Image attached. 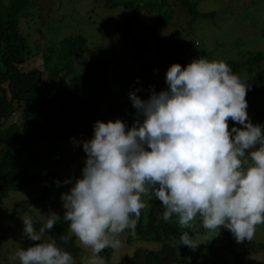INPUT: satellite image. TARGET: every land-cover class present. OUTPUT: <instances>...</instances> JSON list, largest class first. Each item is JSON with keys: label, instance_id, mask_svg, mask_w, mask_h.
<instances>
[{"label": "clouds", "instance_id": "9594fccd", "mask_svg": "<svg viewBox=\"0 0 264 264\" xmlns=\"http://www.w3.org/2000/svg\"><path fill=\"white\" fill-rule=\"evenodd\" d=\"M100 61L107 65V59ZM164 82L159 92L150 86L147 99L136 94L139 88L128 93L136 110L132 126L121 119L96 120L90 139H73L86 154L80 175L56 184H71L60 196L63 219L91 250L87 264H105L102 250L120 248L118 237L126 229L135 234L143 197L152 194L163 205L162 219L175 215L183 227L177 230L179 244L170 242L158 254V243L160 264H169L176 252L186 263L195 261L198 252L187 260L180 253L185 248H212L195 243L186 231L197 217L209 231L228 229L238 243L252 240L256 226L264 224V125L248 115V85L223 60L203 57L183 67L171 64ZM41 215L38 228L30 216L21 218L22 236L34 243L11 259L77 264L54 239L44 242L61 216L51 210Z\"/></svg>", "mask_w": 264, "mask_h": 264}, {"label": "rangeland", "instance_id": "374dc122", "mask_svg": "<svg viewBox=\"0 0 264 264\" xmlns=\"http://www.w3.org/2000/svg\"><path fill=\"white\" fill-rule=\"evenodd\" d=\"M114 1L118 4L109 5L108 0H26L21 4L18 13H8L12 21L19 23L18 26L14 23L9 24V27L12 26L23 40L25 59L27 55L38 50L45 51L46 46H52L56 49V54H59L60 50L66 51L63 39L69 40L75 35L84 37L81 47L76 46L81 50L79 52L81 57L69 60L75 62L71 65L73 71L69 76H74V73L83 74L88 65L96 64V68L90 71L91 75L85 87L90 90L94 88L95 83L97 84L94 81L98 73L96 69L99 73L101 72L99 77V88L103 92L102 95L100 94L103 96L100 97L101 103H99L98 111L90 116V121L83 125L90 131L96 120L107 122L121 119L128 126H132L136 110L132 107L128 93L139 88L138 92L143 94L139 97L147 99L150 86L157 92L166 89L164 80L167 68L173 63H179L183 67L191 62L192 60L187 59L186 53H196L203 49L208 51L209 55L206 59L209 61L223 60L229 66L232 60L241 62L248 51L259 50L264 54V30L261 29L264 22V0H188L195 2L194 7L198 11L210 13L194 21H191L192 14L187 6L184 4L180 6L179 0ZM166 3L174 8V13L169 17L167 14L165 17L162 14V12L166 13ZM7 6L0 0V14L3 16V21L6 19L3 12ZM137 6L139 7L136 9ZM179 13L182 16H178ZM180 38L184 39L183 42L179 41ZM134 45L148 47L144 57L148 59L147 63L151 64L152 69L149 73L144 74L145 60L132 56ZM105 59L108 60L107 65L98 67L96 61ZM61 60L55 57V59L51 58L50 62L60 63ZM56 79L57 77L53 78V81ZM256 117L258 115L253 114L252 119ZM21 119H23L21 110H18L12 116V120L18 122ZM232 123L229 122V126ZM252 123L258 124L256 119ZM91 137L92 134L83 133L72 137V140H64L60 146L56 147L54 153L51 152V148H48L50 151L48 154H38L35 149L45 147L42 142L38 148L35 146V148L26 149L28 152L34 150L35 160L32 155L27 156L22 162L23 170L46 178L33 182L22 192L11 191L7 197L0 200V264H19L18 259H11V257L22 248L21 240L27 239L22 236V217L33 216L35 221L44 222L41 214L52 211L55 201L54 193L58 194L57 202L62 206L61 193L67 192L71 184L61 183L57 186L56 181H64L69 177L73 180L78 178L86 155L84 152V155L79 154L80 147L74 148L73 139L79 143ZM44 191L47 194L43 199L44 204L33 203L28 207L26 203L20 204V211L17 210L14 216L9 217L12 205L19 199L38 197ZM50 191L53 193H49ZM174 219L178 227H181L178 218L175 216ZM186 230L189 231L195 243L201 242L217 248L216 250L222 252V255L228 259L229 264H235L237 261L232 252L237 254L240 264H264V224L256 226V233L252 240L239 243L226 228L221 227L218 232L205 229L199 217ZM68 233L74 235L70 228ZM128 235L127 229L119 235L120 248L102 250L100 255L104 257L105 264H130L133 262L127 259L133 258L138 249L143 251L137 259L134 258L136 261L138 258L143 260L145 250L159 248L158 240H141L137 237L129 238ZM45 238H47L46 233ZM229 239L233 240L230 246L231 253L225 251L223 247ZM165 242L166 245L162 244L158 254L163 253V247H167L173 239L166 238ZM75 243L79 247V255L83 256L84 263L87 264L88 258L92 255L91 250L83 247L76 237ZM259 243L263 245L262 251L255 250L257 249L255 246ZM194 251L186 249L187 260L191 256L194 257ZM201 251L203 252L200 255L197 254L198 259L187 263L174 251L175 256L169 259L168 263L212 264L213 253L206 248L200 249ZM156 254L157 252L154 255ZM154 255H150L152 257L148 260L149 264L154 262L160 264L162 260Z\"/></svg>", "mask_w": 264, "mask_h": 264}, {"label": "trees", "instance_id": "16d2710c", "mask_svg": "<svg viewBox=\"0 0 264 264\" xmlns=\"http://www.w3.org/2000/svg\"><path fill=\"white\" fill-rule=\"evenodd\" d=\"M15 1L17 2L10 0L7 6L9 10L4 11H9L8 13L10 14L18 13L21 4L26 2V0ZM108 1H110L109 5L118 4L114 0ZM179 1L181 2L180 6L186 5L188 11L191 12V21L210 14L198 11L194 7V1ZM165 5L167 6L166 13L162 12V14L164 17L166 14L169 17L170 14L174 13V8L167 3ZM8 13H5V21H3V16L0 14V200L7 197L11 191L22 192L33 182L46 178L45 176L35 175L23 170L22 162L26 160L27 156L32 155L35 160L34 150L28 152L26 149L35 148V146L38 148L42 142L45 147L35 149L38 154H48L50 152L48 148H51V152L54 153V150L60 146L62 141L72 140V137L83 133L92 134V131L86 129L83 125L87 124L90 121V116L98 111L99 103H101L100 97H103L100 96L103 92L99 88L101 72L99 73L98 69H96L98 73L94 80L97 84L95 83L93 89H85L91 75L90 71L96 68V64L88 65L84 69L85 74L84 72L79 75L74 73V76H69L70 72L73 71L71 65L74 63L69 60H76L81 57V53H79L81 50L77 47H81L84 37L75 35L74 37L71 36L69 40L63 39L66 51L60 50L59 54H56V49L52 48V46H46L45 51L38 50L31 55H27V59H25L24 42L14 28L12 26L9 27V24L14 23L18 26L19 23L18 21L17 23L12 21L8 17ZM178 16H182V14L179 13ZM261 29L264 30V22L261 25ZM183 40V38L179 39L181 42ZM147 51L148 47L145 45H134L132 50L134 58L136 56L145 60L144 65L146 68L144 69V74L149 73V70L152 69L150 67L151 64L147 63L148 59L144 57ZM138 52L141 54L139 55ZM208 55V51L203 49L199 50V52L196 51V53H186L187 59L190 60L199 57L207 58ZM30 56L33 57L29 58ZM55 57L64 61L51 63V58L55 59ZM96 62L98 67L104 65L101 61ZM230 67L233 73L238 75L241 81L249 87L246 101L250 119H256L258 124L264 123V54L259 50L248 51L241 62L230 61ZM55 77L57 79L53 81ZM144 85H147V83H144ZM136 94L139 96L142 92L141 94L139 92ZM18 110H21L23 119L17 122L12 120V116ZM253 114L258 115V117L252 119ZM229 122L232 121L229 120ZM79 154L84 155L82 147H80ZM49 193L53 192L50 191ZM46 196V191H44L38 197L19 199L20 201L18 200L12 205L9 217L14 216L17 210L20 211V204L26 203L28 207L33 203H43V199ZM49 196L48 198H50ZM57 196L58 194L54 193L55 201L53 202L52 211H55L61 218L53 229L46 232L47 238L44 239V242L54 239L60 248L74 256L77 264H85L83 256L79 255V247L75 243V236L68 233L69 222L63 219L64 210H62L60 203L57 202ZM148 198L149 196L143 197L144 200L146 199L144 210L143 212L141 210L137 219L135 234L128 230V237H137L141 240L148 239L150 241L158 240L164 246L166 245V238L171 237L175 243L179 244L180 232L177 229H180V227H178L177 221L174 219L175 215L167 222L164 221L159 216L164 211L161 202L154 194ZM156 208L159 210L157 211ZM31 218L37 228L44 223L35 221L33 216ZM232 241L229 239L224 245L230 247ZM21 243L20 246L22 248H27L34 242L24 239L21 240ZM178 246L182 247L181 245ZM255 247L257 248L255 249L256 251H262L263 245L259 243ZM200 249H202L201 245L194 252H198L200 255ZM216 249L214 248V250ZM141 251L143 250L138 249L133 258L127 259L133 262L130 264H149L148 260H151L152 257L150 255H154L156 252L147 249L145 250V259L141 260L138 258L136 261ZM154 256L157 258V254ZM154 264L158 263L154 262Z\"/></svg>", "mask_w": 264, "mask_h": 264}, {"label": "flooded vegetation", "instance_id": "af4514ba", "mask_svg": "<svg viewBox=\"0 0 264 264\" xmlns=\"http://www.w3.org/2000/svg\"><path fill=\"white\" fill-rule=\"evenodd\" d=\"M3 2H5V4H9V2H10V0H2ZM13 2H17V1H15V0H13ZM5 10H9L8 9V7L5 9ZM9 11H4L3 13H8ZM11 12V11H10ZM22 59V58H21ZM156 210L158 211L159 209L158 208H156ZM161 218H162V214H160L159 215ZM167 222V221H166ZM179 232H181L180 230H179ZM223 247L225 248V251H231V248L230 247H228V246H226V245H223ZM190 249V248H189ZM210 251L213 253V255H212V258H211V263L212 264H229L228 262V259H226L223 255H222V252H218L217 250H214L213 248H210ZM180 253H182V254H184V253H186V249L185 250H181L180 251ZM231 253V252H230ZM232 254H233V256H234V259H235V264H240V263H238L239 262V260H238V258H237V254L235 253V252H232ZM198 258V256L195 258V259H197ZM192 258H190V260H191Z\"/></svg>", "mask_w": 264, "mask_h": 264}]
</instances>
